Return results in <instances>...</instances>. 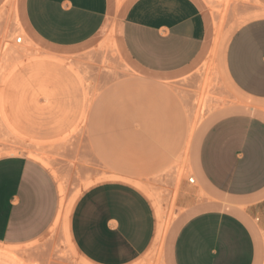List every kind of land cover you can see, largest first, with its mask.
Returning a JSON list of instances; mask_svg holds the SVG:
<instances>
[{"label": "crops", "instance_id": "0c3cea01", "mask_svg": "<svg viewBox=\"0 0 264 264\" xmlns=\"http://www.w3.org/2000/svg\"><path fill=\"white\" fill-rule=\"evenodd\" d=\"M114 4L121 3L18 0L19 28L41 46L77 49L109 30ZM210 33L200 0H128L117 25V43L140 74L170 78L206 56ZM224 71L242 96L264 107V15L234 30ZM47 166V158L34 152L28 158H0V264H27L19 248L62 223L68 245L85 264H135L153 240H160V211L156 228L139 183L111 176L133 186L96 184L67 208ZM192 172L208 200L178 229L166 264H261L264 113H234L213 122L193 151Z\"/></svg>", "mask_w": 264, "mask_h": 264}, {"label": "rangeland", "instance_id": "374dc122", "mask_svg": "<svg viewBox=\"0 0 264 264\" xmlns=\"http://www.w3.org/2000/svg\"><path fill=\"white\" fill-rule=\"evenodd\" d=\"M127 2L114 4L105 34L72 50L47 48L28 38L19 28L18 0L2 2L0 158H28L29 152L46 157L67 208L96 184L132 185L111 176L139 183L156 228L159 210L165 230L135 264H166L178 229L208 200L192 172V154L202 135L224 116L264 113L231 85L224 71L232 33L264 15V5L259 0H200L211 29L206 56L170 78H155L140 74L118 47L117 25ZM261 239L263 264L264 231ZM18 255L27 264H85L68 245L64 223L19 248Z\"/></svg>", "mask_w": 264, "mask_h": 264}, {"label": "bare ground", "instance_id": "6f19581e", "mask_svg": "<svg viewBox=\"0 0 264 264\" xmlns=\"http://www.w3.org/2000/svg\"><path fill=\"white\" fill-rule=\"evenodd\" d=\"M13 1V0H12ZM121 1L122 0H118V5L121 3ZM8 2V1H7ZM118 7V6H117ZM218 27V26H217ZM218 30V29H217ZM220 28H219V32H220ZM216 31V30H215ZM221 34V33H220ZM217 35V34H216ZM219 35V34H218ZM216 42V41H215ZM37 56V55H36ZM28 57H30V56H28ZM211 57V56H210ZM32 58H35V57H32ZM27 59V58H26ZM29 59H31V58H29ZM211 72V71H210ZM208 77V76H207ZM207 101V100H206ZM87 105V104H86ZM89 105V104H88ZM204 112V111H203ZM200 115V114H199ZM181 165V164H180ZM171 218V217H170ZM170 220H172V218L170 219ZM169 220V221H170ZM170 223V222H169ZM169 225V224H168ZM164 230H165V223H164V221H163V217H162V219H161V231H160V239H161V237H162V235H163V233H164ZM157 257V256H156ZM155 257V258H156ZM156 260V259H155ZM158 260H159V258H158ZM157 261V260H156Z\"/></svg>", "mask_w": 264, "mask_h": 264}, {"label": "built area", "instance_id": "2783aa9c", "mask_svg": "<svg viewBox=\"0 0 264 264\" xmlns=\"http://www.w3.org/2000/svg\"><path fill=\"white\" fill-rule=\"evenodd\" d=\"M21 41H22V39L20 38V37H18V38H16V44H20L21 43ZM188 182L190 183V184H193L194 183V179L193 178H190L189 180H188Z\"/></svg>", "mask_w": 264, "mask_h": 264}]
</instances>
